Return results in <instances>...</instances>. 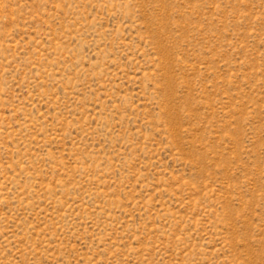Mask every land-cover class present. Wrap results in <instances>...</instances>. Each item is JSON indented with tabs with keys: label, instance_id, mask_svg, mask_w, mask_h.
I'll use <instances>...</instances> for the list:
<instances>
[{
	"label": "rangeland",
	"instance_id": "rangeland-1",
	"mask_svg": "<svg viewBox=\"0 0 264 264\" xmlns=\"http://www.w3.org/2000/svg\"><path fill=\"white\" fill-rule=\"evenodd\" d=\"M0 264H264V0H0Z\"/></svg>",
	"mask_w": 264,
	"mask_h": 264
}]
</instances>
